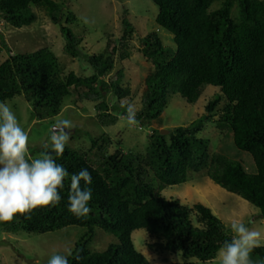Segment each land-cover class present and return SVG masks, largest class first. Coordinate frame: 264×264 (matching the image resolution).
I'll return each instance as SVG.
<instances>
[{"label": "trees", "instance_id": "trees-1", "mask_svg": "<svg viewBox=\"0 0 264 264\" xmlns=\"http://www.w3.org/2000/svg\"><path fill=\"white\" fill-rule=\"evenodd\" d=\"M150 1L158 8L155 23L172 36L175 52L169 53L156 34L141 38L142 55L153 69L144 78L142 109L134 120L149 126L174 94L194 105L204 87L219 91L207 102L203 116L189 126L167 135L152 133L143 155L120 150L108 154L107 136L90 140L101 161L64 146L40 152L41 169L13 203L9 216L0 220V229L37 235L70 226L84 229L62 264H150L131 240L140 229L149 238L146 248L155 253L179 254L202 263L214 260L221 250L233 255L232 236L209 208L199 203L190 208L178 198L160 195L167 187L186 183L191 172L203 170L213 184L258 209L264 225V0ZM214 2L220 6L213 10ZM63 6V0H0V19L20 29L37 20L34 9L43 12L59 26L66 53L77 58L83 51L80 41L65 27L73 23L74 15L64 16ZM122 23L119 48L87 57L89 77L63 74L47 48L9 55L0 63V106L22 96L35 119L42 121L59 115L65 100L74 96L96 103L101 125L116 123L117 112L127 111L122 100L131 97L122 86V72L108 77L116 55L119 61L129 59L127 41L134 29L127 20ZM223 100L215 120L214 111ZM208 122L230 129L234 147L251 157L253 175L240 162L209 154L207 141L196 137ZM95 230L117 243L103 252L89 251ZM249 252L264 264V247Z\"/></svg>", "mask_w": 264, "mask_h": 264}, {"label": "rangeland", "instance_id": "rangeland-1", "mask_svg": "<svg viewBox=\"0 0 264 264\" xmlns=\"http://www.w3.org/2000/svg\"><path fill=\"white\" fill-rule=\"evenodd\" d=\"M63 15H74V21L66 24L71 34L80 41L81 55L73 58L66 53V43L59 26L54 25L43 12L35 10L37 20L27 27L14 29L0 19V63L9 55L31 54L38 49L47 48L54 53L63 74L69 72L79 77H89L92 70L87 62L90 55L110 53L124 34L123 20L134 29L127 41L129 59L119 61L114 58L113 71L123 73L122 86L130 91L129 98L122 100L117 112V121L103 126L98 122L95 104L89 100H77L68 97L61 112L49 120L38 121L32 113L29 103L22 96L6 101L0 106V220L7 218L13 203L25 192L35 172L41 169V151L47 148L64 146L85 152L95 161L102 160L96 148H92L91 139L108 137V154L120 150L124 154L146 153L149 137L161 130L170 131L178 127H187L204 114V107L218 93L211 86L204 87L194 105L187 104L179 95H172L161 116L149 126H143L134 120L141 111L143 81L153 66L142 55L141 38L147 34H156L169 53L175 52L172 36L155 23L158 8L150 0H63ZM214 2L211 9L219 8ZM237 13V4L231 15ZM114 97V96H113ZM109 106L111 97H106ZM114 101L115 97H114ZM224 100L214 111V119L220 115ZM112 112V111H111ZM113 113V112H112ZM208 143L209 154H221L230 160L240 162L247 174L253 175L255 168L251 157L238 151L232 142L231 131L223 125L208 122L196 135ZM204 171L191 172L187 182L165 188L160 195L166 199L178 198L183 205L193 207L202 204L224 225L231 235L236 251L229 255L223 250L211 262L202 263L196 259H183L179 254L152 252L145 246L149 240L145 230L131 234L133 246L150 264H263L249 250L252 247H264V225L259 211L236 195L230 194L213 184L204 175ZM76 226L45 234L5 233L0 229V264H62L74 248L75 242L84 233ZM149 242H152L150 240ZM116 239L102 231L95 230L87 248L91 252H103Z\"/></svg>", "mask_w": 264, "mask_h": 264}, {"label": "water", "instance_id": "water-1", "mask_svg": "<svg viewBox=\"0 0 264 264\" xmlns=\"http://www.w3.org/2000/svg\"><path fill=\"white\" fill-rule=\"evenodd\" d=\"M167 134H168V131H164V130L160 131V135H167Z\"/></svg>", "mask_w": 264, "mask_h": 264}]
</instances>
